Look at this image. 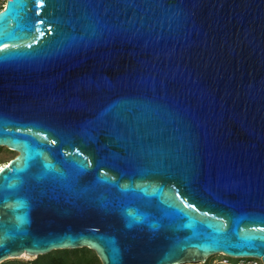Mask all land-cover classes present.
Instances as JSON below:
<instances>
[{
	"label": "water",
	"instance_id": "95a60500",
	"mask_svg": "<svg viewBox=\"0 0 264 264\" xmlns=\"http://www.w3.org/2000/svg\"><path fill=\"white\" fill-rule=\"evenodd\" d=\"M0 263L264 264V0H6Z\"/></svg>",
	"mask_w": 264,
	"mask_h": 264
},
{
	"label": "rangeland",
	"instance_id": "374dc122",
	"mask_svg": "<svg viewBox=\"0 0 264 264\" xmlns=\"http://www.w3.org/2000/svg\"><path fill=\"white\" fill-rule=\"evenodd\" d=\"M15 155H16L15 152L9 151L5 147H0V168L3 165L7 164V162L10 159H12ZM56 251H68V252L67 255H64L62 257L56 255L55 251L48 253V255L53 254V259L46 264H101L96 254L87 248H79L74 250H56ZM57 254L59 253L57 252ZM46 255L47 254H45V256L41 255L43 256L42 257L43 261H47L49 259L50 256H46ZM41 256L34 258V257H28L22 255L19 258L8 259L0 264H35V262H38L40 260ZM215 257L220 258L219 255ZM229 262L231 264H238L236 259L233 258H230Z\"/></svg>",
	"mask_w": 264,
	"mask_h": 264
},
{
	"label": "built area",
	"instance_id": "2783aa9c",
	"mask_svg": "<svg viewBox=\"0 0 264 264\" xmlns=\"http://www.w3.org/2000/svg\"><path fill=\"white\" fill-rule=\"evenodd\" d=\"M6 0H0V9L4 8ZM220 258L218 257H210L207 259L206 262H201V263H196V264H231L229 262L230 258L219 255ZM234 259V258H233ZM236 261L238 264H262L259 259H254V258H236Z\"/></svg>",
	"mask_w": 264,
	"mask_h": 264
},
{
	"label": "trees",
	"instance_id": "16d2710c",
	"mask_svg": "<svg viewBox=\"0 0 264 264\" xmlns=\"http://www.w3.org/2000/svg\"><path fill=\"white\" fill-rule=\"evenodd\" d=\"M0 10H2V9H0ZM57 252L59 253V254H57ZM67 252L68 251H55V253H56V255H58V256H64V255H67ZM60 253H62V254H60ZM43 256H45V255H43ZM43 256H41V258H40V260L38 261V262H35V264H46V263H48L49 261H51L52 259H53V254L52 255H46V256H50L49 257V259L47 260V261H43L42 260V257ZM55 256V255H54Z\"/></svg>",
	"mask_w": 264,
	"mask_h": 264
},
{
	"label": "bare ground",
	"instance_id": "6f19581e",
	"mask_svg": "<svg viewBox=\"0 0 264 264\" xmlns=\"http://www.w3.org/2000/svg\"><path fill=\"white\" fill-rule=\"evenodd\" d=\"M21 256H22V255H21ZM21 256H20V257H21ZM25 256H26V255H25Z\"/></svg>",
	"mask_w": 264,
	"mask_h": 264
}]
</instances>
